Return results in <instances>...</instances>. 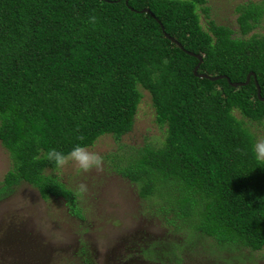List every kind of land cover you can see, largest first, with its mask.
Returning <instances> with one entry per match:
<instances>
[{
  "label": "trees",
  "instance_id": "obj_1",
  "mask_svg": "<svg viewBox=\"0 0 264 264\" xmlns=\"http://www.w3.org/2000/svg\"><path fill=\"white\" fill-rule=\"evenodd\" d=\"M205 3L0 0V145L11 159L0 198L25 183L43 199H64L82 219L76 192L52 173L45 153L91 147L105 135L118 141L132 128L140 87L156 124L165 126L164 141L113 156L112 169L183 238L164 245L168 252L155 242L135 254L183 264L201 236L219 250L247 248L264 258V160L255 158L251 132L233 115L264 125V101L251 77L237 88L224 78H196L198 61L185 53L201 56L198 74L240 83L254 73L263 98L264 35H247L264 0L236 7L237 32L208 17L203 28L197 11L207 16Z\"/></svg>",
  "mask_w": 264,
  "mask_h": 264
},
{
  "label": "rangeland",
  "instance_id": "obj_2",
  "mask_svg": "<svg viewBox=\"0 0 264 264\" xmlns=\"http://www.w3.org/2000/svg\"><path fill=\"white\" fill-rule=\"evenodd\" d=\"M249 1L262 0H206L207 16L197 11L200 24L205 28L208 17L237 32L235 9ZM252 35H264V14L247 37ZM138 89L141 99L130 132L118 141L109 135L101 136L88 147L103 157L101 170L79 173L70 163L52 172L76 192L82 219L72 214L64 199H43L25 183L0 198V264H82L81 257H88L92 264H160L143 260L135 251L160 242L158 251L168 252L164 245L180 244L182 233L153 214L150 203L138 198L135 186L112 169L113 156H129L145 146L158 148L164 141L165 126L155 122L150 95ZM233 115L244 122L253 139L264 137L263 123L244 119L236 111ZM10 168L11 159L0 145V183ZM81 184L85 185L84 191L79 188ZM195 239L198 243L194 251L182 254L183 264H264L262 251L219 250L213 239Z\"/></svg>",
  "mask_w": 264,
  "mask_h": 264
},
{
  "label": "clouds",
  "instance_id": "obj_3",
  "mask_svg": "<svg viewBox=\"0 0 264 264\" xmlns=\"http://www.w3.org/2000/svg\"><path fill=\"white\" fill-rule=\"evenodd\" d=\"M251 151L257 160H264V137L254 139ZM45 159L53 166L54 170L63 169L71 163L79 173H88L93 169L99 171L104 163L102 156L90 151L88 146L83 144H74L66 152L54 148L48 149ZM79 188L84 191L85 185L81 184Z\"/></svg>",
  "mask_w": 264,
  "mask_h": 264
},
{
  "label": "water",
  "instance_id": "obj_4",
  "mask_svg": "<svg viewBox=\"0 0 264 264\" xmlns=\"http://www.w3.org/2000/svg\"><path fill=\"white\" fill-rule=\"evenodd\" d=\"M125 3H126V1H125ZM141 13H145V12H149L147 9H143V10H141L140 11ZM158 24H159V26H160V28H161V31L163 32V28H162V26H161V24L158 22ZM172 43H174V44H176L179 48H181V45L180 44H178L173 38H170L168 35H165ZM182 49V48H181ZM185 53L186 54H188V55H190V56H192V57H195L196 59H197V64L194 66V68H193V75L196 77V78H199V79H206V80H208V81H216V80H219V79H225L227 82H228V84L231 86V87H233V88H237V87H243V86H246V85H248V83H249V81H250V77L253 79V83H254V85H255V88H256V97L258 98V100L259 101H264V97L262 98L261 96H260V89H259V86H258V84H257V81H256V78H255V75H254V73H252V72H250V73H248L247 75H246V77H245V81L244 82H240V83H231V82H229V79L228 78H226L225 76H214V77H211V76H208V75H205V74H198L197 73V70H198V67H199V65H200V63H201V56H199V55H195V54H193V53H190V52H186L185 51Z\"/></svg>",
  "mask_w": 264,
  "mask_h": 264
}]
</instances>
